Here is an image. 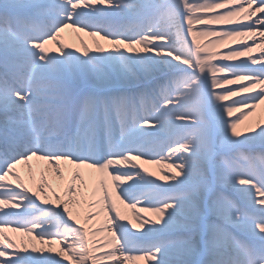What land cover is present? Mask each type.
Returning a JSON list of instances; mask_svg holds the SVG:
<instances>
[{
    "label": "snow or ice",
    "instance_id": "obj_1",
    "mask_svg": "<svg viewBox=\"0 0 264 264\" xmlns=\"http://www.w3.org/2000/svg\"><path fill=\"white\" fill-rule=\"evenodd\" d=\"M262 102L264 0H0V264H264V122L233 116ZM86 169L157 219L101 177L82 223Z\"/></svg>",
    "mask_w": 264,
    "mask_h": 264
},
{
    "label": "bare ground",
    "instance_id": "obj_2",
    "mask_svg": "<svg viewBox=\"0 0 264 264\" xmlns=\"http://www.w3.org/2000/svg\"><path fill=\"white\" fill-rule=\"evenodd\" d=\"M214 27L217 30H219L220 26H214ZM79 35L82 36L84 38V40L87 41L90 44V46H93L92 43H91L92 38L90 36H88L87 33H80ZM64 38H65V42L66 43H70V44H72V45H74L76 47L80 46L79 39L77 38L76 33L72 29L69 28V29L65 30ZM244 39L245 38H243V37H226V38H223V42L222 43H218L214 47L221 48L222 51H225L230 46L231 47H235L237 41L243 42ZM49 46L50 47H54V45H49ZM258 54H259V49L258 48H254V50L252 52V55L258 56ZM244 58H246V57H239L238 59H244ZM241 82L242 81L237 82V83H241ZM222 87H224V88H234L235 84H232V85L225 84V85H222ZM256 90L258 91L259 87H257ZM244 94H246V93H241V95H244ZM235 98H237V97H230V99H235ZM260 105L262 107H261V111H260V118H259L258 121L264 122V102L260 103ZM240 111H248V110L246 108L239 109L236 112H234L233 114L240 113ZM30 163L32 164L33 168H37L38 166L40 168H44L45 167L44 162L37 161L35 158H33V160ZM136 163H137V165H141L142 164L143 168H146L150 172V174H152L156 178L157 181H159L161 179V177L158 175L159 168L161 166H164V167H168L169 166V167H171L170 165L172 164V163H170V165H168L165 162L162 163L161 161H159V162H149V161H146V160L145 161L138 160V161H136ZM62 164H63V162H62ZM18 170L20 171L21 176L26 178V176H27V165H24V164L19 165L18 166ZM173 170H175V169H173ZM83 171H84L85 181H86V183H88V187L84 190L85 194L87 195L89 200L99 199L101 201V203L100 204H86L84 206V208L81 210V214H80V219H81L82 223L85 222L84 216L86 215L87 212H97V211L100 210V208L103 205V190L100 188L99 183H98V181H99V179L101 177H107V179L109 180V187H110V190L112 191L113 199L117 200L118 206L120 207L121 211L126 216L127 220H130V221H132V223L138 225L139 221L136 218V214H139L141 219H149L150 218L153 221H155L157 219V214L154 213L153 211H151V209L148 208L149 205H145V204H142V203L141 204H137L136 208H135V212H134L133 208L130 206V204L128 202L121 203L120 199L117 196V190L114 189V187L111 185V178L108 177L106 173H99L96 170H87V169L83 170ZM46 174H48L50 176V178H51V170L50 169H47ZM8 179L11 180L12 177L9 176ZM62 183L63 182H61L59 180H53V186L57 187L58 190H59V187H60V185ZM77 183H79V181ZM29 186H32V185L29 184ZM61 194L64 195L65 198H67L65 193L62 192ZM76 195L79 198V194L77 193ZM49 198L52 200L53 206H56L59 203L58 201H55V199L52 198L51 196H49ZM106 219H107V217L105 215V212H100V214L98 216H95L91 220H88L87 223L89 225H91V226H95V227L99 228V227H101L104 224ZM6 231H7L8 235H11L13 237V239H15L17 241L18 244L21 243V241L27 242L29 240V237H27L23 233L12 232L10 230H6ZM108 234L109 233H108L107 229L97 233V235L99 237H104V236H107ZM37 244H39L38 241H37ZM44 247H47V245H44ZM53 247L58 249L60 246L58 244L54 243ZM103 250H106V249H104V248L100 249V251H103ZM136 264H150V262L149 261H145V260H140V261H137Z\"/></svg>",
    "mask_w": 264,
    "mask_h": 264
},
{
    "label": "rangeland",
    "instance_id": "obj_3",
    "mask_svg": "<svg viewBox=\"0 0 264 264\" xmlns=\"http://www.w3.org/2000/svg\"><path fill=\"white\" fill-rule=\"evenodd\" d=\"M198 39L201 41V43H205L209 40H212L213 37H198ZM213 50H219V52L221 53V55L223 54L224 51H222L221 48H217V47H214ZM220 57H218L219 59ZM261 105L258 104L256 108L252 109L251 111H243L245 114L244 116H241V120L243 121V124L240 126V130L243 132L244 131V126L245 125H249V124H254L255 121H258L259 118H260V111H261ZM240 113H235L233 114V116H238ZM253 116V117H252ZM142 161H145V160H142ZM146 161H149V162H157L158 161V158H147ZM162 163H166L168 165H170V163H172V161H161ZM172 171H175L173 170L172 167H164V166H161L158 170V175L160 177H163L165 176L166 174H170ZM146 175L147 174H150L149 171H147V173H145ZM152 178L153 179H156L153 175H152ZM159 183H165V181L163 179H160L158 181ZM170 182V181H168ZM152 206H148L149 209H151Z\"/></svg>",
    "mask_w": 264,
    "mask_h": 264
}]
</instances>
